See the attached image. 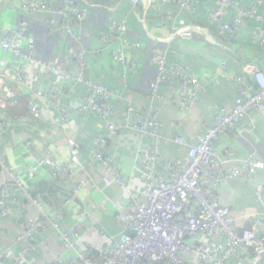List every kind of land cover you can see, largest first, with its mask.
Here are the masks:
<instances>
[{"label":"built area","instance_id":"built-area-1","mask_svg":"<svg viewBox=\"0 0 264 264\" xmlns=\"http://www.w3.org/2000/svg\"><path fill=\"white\" fill-rule=\"evenodd\" d=\"M162 1L194 14L206 0ZM131 2L137 5L140 0ZM261 5L260 0L252 1L248 8L242 7L238 0H215V5L206 12V20L209 25L216 26L219 37L231 42L245 20L264 24L259 13ZM20 7L29 16L45 15L49 22L58 16L59 23L56 27H50V33L60 38L71 37L78 47L67 60L53 64L36 56L33 43L21 49L14 41L24 36L28 27L26 20L13 29L0 31V52L17 61V64L9 68L12 72L11 83L0 76V106L12 110L19 105L15 86L28 87L31 69H38L48 75L51 81L47 91L40 87L32 89L27 103L28 114L31 120H39L46 113L52 116L50 111H53L57 118L55 122L67 133L66 144L70 155L64 162L58 163L51 152L44 149L36 163L20 173L0 153V217H14L18 230L16 241L23 244L18 256L0 248V264H19L20 259L32 258L39 243H50L47 236L50 229L60 237L62 254L51 262L31 259L30 264H226L229 260L236 259L244 250H250L256 260L262 259L264 235H257L249 229L238 231L235 214L219 205L215 187L224 181L249 182L264 165L254 161L252 155H249L241 161L239 167L226 170L227 165L234 160L231 151L228 150L224 157H219L215 154L213 145L221 136L234 131L251 110L257 112L264 122V72L256 67L246 66L252 83L241 75L235 76L236 97L231 110L218 113L212 127L199 134L193 145L186 144L181 136L175 137L174 143L186 148L185 162H162L159 144L163 140V103L174 105L180 112H191L196 106L199 93L206 92L198 79L189 73V68L179 63L168 66V47H155L148 60L155 67L156 75L148 86L151 103L145 118L132 122L126 115L123 124L117 127L110 123L116 113L110 103L112 92L106 86L86 79L87 58L98 56L99 52L88 51L81 44L82 37L74 36L75 32L81 31L89 9L79 7L75 0H65L59 9L51 8L43 0H22ZM229 10L236 15L230 22H226L224 18ZM128 33L125 22L114 21L100 37L103 44L120 45L119 49L110 51V58L112 64L121 66L123 73L136 69L135 61L126 60L124 49L130 45ZM195 34L205 35V31L180 20L179 28L172 33L168 43L175 38L190 39ZM206 40L215 43L211 36H207ZM253 42L264 44V35L256 32ZM133 46L138 47L139 44ZM68 67H71V71H68ZM172 79L179 81L178 90L163 92L164 87H170ZM59 80L84 88L85 102L77 107L74 114L64 101L70 94V87L60 85ZM44 101L50 105V111ZM87 111L95 113L107 123V133L93 138V146L89 152L91 160L103 170V186H114L128 194L114 215L116 223L122 227L120 237L111 240L110 246L101 247L96 253L87 249L81 251L75 242L89 233L104 238L98 223L64 230V214L61 211L45 210L27 184L39 170H47L52 179L70 182L64 195V207L74 203L84 184L78 182L75 176L76 173H84L86 167L81 160V147L76 142L72 123L74 117ZM130 111L131 108L128 112ZM179 124L180 121L177 122V127ZM11 126V122L0 115V141ZM120 129L127 130L140 139H151L149 146L140 148L135 154L136 159L131 166V173L142 184L140 187H135L131 176L113 165L105 152L107 141L118 135ZM26 144L32 149V142ZM11 186L18 190L19 197L9 195ZM257 202L261 207V217L264 218L263 186L257 188ZM27 211H35L36 216L25 219Z\"/></svg>","mask_w":264,"mask_h":264},{"label":"crops","instance_id":"crops-1","mask_svg":"<svg viewBox=\"0 0 264 264\" xmlns=\"http://www.w3.org/2000/svg\"><path fill=\"white\" fill-rule=\"evenodd\" d=\"M21 1L0 0V31L13 29L26 20L28 27L24 36L14 39L21 49L33 43L38 58L53 64L67 60L78 44L71 37L60 38L50 33V27L58 25L59 17L55 16L49 22L42 14L29 16L22 11ZM43 1H47L51 8L59 9L65 0ZM238 1L242 7L248 8L255 0ZM260 1L262 5L259 13L264 19V0ZM75 2L79 7L89 9L81 31L75 32L74 36L82 37L81 44L88 51L99 52L98 56L87 58L86 79L104 85L112 92L110 103L116 113L110 123L120 127L126 115L132 122L145 118L151 103L148 86L156 75L155 67L150 65L148 60L155 47H168L167 65L179 63L187 66L189 73L206 89L205 93H199L196 106L191 112H180L174 105L163 103V140L159 144L162 162H185L186 148L175 144V137L181 136L186 144L193 145L199 134L212 127L214 117L218 113L231 110L236 97L235 76L241 75L247 82L252 83L246 66L256 67L264 72V44L253 42L256 32L264 35V24L247 19L239 27L236 38L228 42L219 37L216 26L209 25L206 20V12L215 5V0H206L194 14L182 11L175 4L163 3L162 0H140L137 5H133L131 0ZM235 15L229 10L224 20L230 22ZM180 20L187 25L201 27L205 35L195 34L190 39L175 38L168 43L172 33L179 28ZM114 21L125 22L128 26L127 38L130 45L124 50L126 60L135 61V71L123 73L121 66L112 64L110 51L119 49L118 43L106 45L100 41L101 35ZM207 36H211L215 43L208 42ZM135 44L139 46H133ZM15 64L16 60L0 52V76L8 83L12 82V72L9 68ZM68 71H71V67H68ZM50 81L48 75L38 69H31L28 87L15 86L19 105L12 110L0 106V115L12 124L1 137L0 153L17 172L23 173L25 168L32 167L44 149H48L58 163L64 162L70 155L66 144L67 133L55 122L56 115L50 111L47 101H44V104L52 112V116L46 113L39 120H31L28 114L27 103L32 89L40 87L47 91ZM59 84L70 87V94L64 101L68 104L69 111L74 114L77 107L85 102L84 88L72 86L64 80H59ZM169 86L164 87L163 92H176L179 81L172 79ZM130 108L132 111L128 112ZM178 121L180 124L177 127ZM72 131L81 147V160L86 167L84 173H76L75 179L84 184L74 203L64 207V195L70 182L52 179L47 170H39L27 184L32 195L41 201L45 210L61 211L64 214V230L70 231L76 226L84 228L97 222L104 238L89 233L82 235L75 242L81 251L87 249L96 253L99 248L110 246L111 240L120 237L122 227L116 223L114 215L128 194L114 186L104 187L103 170L90 158L92 140L107 133V123L95 113L87 111L74 117ZM27 142H32V149L27 147ZM150 144V138L140 139L131 132L120 129L118 135L107 141L105 152L112 164L129 174L135 187H140L142 184L139 178L131 173V166L140 148ZM213 149L219 157H224L226 151H231L234 160L227 165L226 170L239 167L241 161L249 155H252L254 161L264 165V122L261 116L254 110L249 111L234 131L221 136L215 142ZM1 181L0 176V184ZM260 186L264 187V168L257 171L249 182L224 181L215 187L219 205L235 214L238 231L249 229L257 235H264V218L261 217V207L257 202V188ZM9 195L19 197V192L11 186ZM35 216V211H27L25 219ZM17 232L12 215L0 217V248L10 251L14 256H18L23 248V244L16 241ZM47 236L50 243H39L32 258L20 259L19 264H30L31 259L51 262L60 256L62 249L58 233L50 229ZM226 264H264V256L256 260L250 250H244L236 259L229 260Z\"/></svg>","mask_w":264,"mask_h":264}]
</instances>
